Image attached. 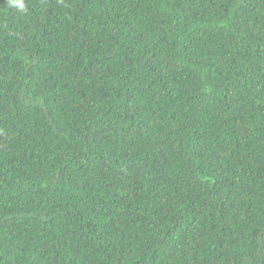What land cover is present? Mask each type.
<instances>
[{
    "label": "trees",
    "instance_id": "trees-1",
    "mask_svg": "<svg viewBox=\"0 0 264 264\" xmlns=\"http://www.w3.org/2000/svg\"><path fill=\"white\" fill-rule=\"evenodd\" d=\"M24 3L0 0V264H264V0Z\"/></svg>",
    "mask_w": 264,
    "mask_h": 264
},
{
    "label": "clouds",
    "instance_id": "clouds-1",
    "mask_svg": "<svg viewBox=\"0 0 264 264\" xmlns=\"http://www.w3.org/2000/svg\"><path fill=\"white\" fill-rule=\"evenodd\" d=\"M6 3H7L9 8H15L17 10V12L26 11L24 0H6ZM239 151H240V156L231 155V157L227 161V163L230 167H232L236 170H239V171H243L245 173V175L247 176V179H249L254 174H256L258 172V170L261 168L262 162H263L262 155L258 150H254V149L239 148ZM253 156H257L259 158L260 167L258 170L253 169L249 165L250 159ZM240 196H241V193H239L236 197L231 198V210L236 205V203L239 201ZM140 245H141V243H140ZM141 247H142V245H141ZM115 251H117L118 253H121V250H115ZM140 251H142L144 253L143 247Z\"/></svg>",
    "mask_w": 264,
    "mask_h": 264
}]
</instances>
